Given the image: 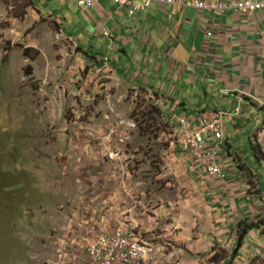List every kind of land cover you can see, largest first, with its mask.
<instances>
[{"label":"crops","instance_id":"crops-1","mask_svg":"<svg viewBox=\"0 0 264 264\" xmlns=\"http://www.w3.org/2000/svg\"><path fill=\"white\" fill-rule=\"evenodd\" d=\"M194 1L221 6H183L170 19L173 6L159 2L131 15L114 0L91 7L79 0H5L0 28L38 30L35 42H19L29 51L59 35L70 38L73 52L78 51L59 60L66 61L56 64L59 71L63 65L75 76L88 68V75L98 77L96 68L109 67L114 75L108 74V81H120L119 93L122 88L145 95L162 130H174L147 139L164 144L165 166L154 182L129 179L131 169L110 163L83 181L82 207L71 223L77 232L86 235L87 218L93 231L122 226L128 234L142 235L156 249L143 264H264V10L241 12L237 0ZM52 49L49 57L57 59ZM75 61L78 66L71 65ZM49 68L55 69L53 61ZM239 105L241 114L233 115ZM222 110L229 113L224 138L208 143L221 149L224 179L193 168L180 148L183 118L198 126L199 117ZM248 218L257 224L242 240L237 227Z\"/></svg>","mask_w":264,"mask_h":264},{"label":"rangeland","instance_id":"rangeland-1","mask_svg":"<svg viewBox=\"0 0 264 264\" xmlns=\"http://www.w3.org/2000/svg\"><path fill=\"white\" fill-rule=\"evenodd\" d=\"M3 7L8 10L7 4ZM65 25L70 35L72 22ZM35 33L38 30L0 28V264H74L58 252V243L73 222V212L82 207L83 181L99 173V166L106 170L109 163H124L132 172L129 179L154 182L165 166L160 154L164 144L147 139L174 130H162L164 124L157 120L152 132L137 126L130 141H114L111 128L120 135L127 131L117 126L119 121H146L153 106L149 98L122 88L119 93L120 81H108L107 75H114L109 67L96 68L98 77L88 75V68L75 76L63 65L59 71L56 64L66 63L59 60L78 50L73 52L70 38L59 35L44 41L41 50L29 51L19 42H35ZM14 40V46L7 45ZM51 46L57 59L49 57ZM49 61L54 70L47 69ZM117 152L124 158L111 160V153ZM245 153L253 152L250 148ZM125 179L120 177L129 181Z\"/></svg>","mask_w":264,"mask_h":264},{"label":"built area","instance_id":"built-area-1","mask_svg":"<svg viewBox=\"0 0 264 264\" xmlns=\"http://www.w3.org/2000/svg\"><path fill=\"white\" fill-rule=\"evenodd\" d=\"M101 0H79L83 7L92 6ZM121 7H126L131 15L147 12L154 2L161 5H172L174 9L169 13L171 19L181 8L185 6L197 8L217 9L221 5L209 4L208 2H194L184 0H115ZM235 7L241 12L254 13L264 10V0H237ZM264 104V101H261ZM242 106L239 105L233 115H240ZM229 115L227 110L207 113L198 120V126L188 118L181 120L183 130L181 132L180 148L191 158L193 168L203 167L210 177L226 178V172L220 164L221 149L217 145H210L212 139L221 140L224 138L225 119ZM128 129L137 128L133 121L127 123ZM115 133V128L111 129V135ZM128 131L121 135V140H128ZM120 153H111L112 160H117ZM86 235L78 232L72 236L73 245L70 248L60 249L61 255L65 251L66 258H71L74 264H143L155 254V247L149 243L142 235L128 234L122 226L103 231H93L87 227L88 219H84ZM70 227V226H69ZM75 231V230H74ZM77 232V231H76ZM97 234L91 237L92 233ZM86 236V238H81ZM82 245L81 249L74 247L76 243ZM64 250V251H63Z\"/></svg>","mask_w":264,"mask_h":264},{"label":"clouds","instance_id":"clouds-1","mask_svg":"<svg viewBox=\"0 0 264 264\" xmlns=\"http://www.w3.org/2000/svg\"><path fill=\"white\" fill-rule=\"evenodd\" d=\"M102 1V0H101ZM115 1V0H114ZM185 2H187L186 0H184ZM188 1H194V0H188ZM196 2V1H194ZM202 2V1H201ZM206 2V1H205ZM209 3V2H208ZM118 4V3H117ZM209 4H213V3H209ZM153 5V4H152ZM216 5H221V4H216ZM93 6V5H92ZM185 6V5H184ZM83 7V6H82ZM88 7H91V6H88ZM190 7V6H188ZM151 8V7H150ZM192 8H195V7H192ZM173 9H174V6H173ZM128 10V9H127ZM172 11V10H171ZM129 12V11H128ZM130 14V13H129ZM137 14V13H136ZM139 14H142V13H139ZM134 15V14H133ZM174 17V16H173ZM172 17V18H173ZM29 48H27L28 50ZM134 92V91H133ZM133 92H132V95H133ZM136 94H139L136 92ZM153 108H155L154 106H152ZM152 107L150 108L151 110L147 113L146 115V121L144 123H141V121H138V123L132 119L130 120L129 122L133 121L134 123H136V125L138 126V129H139V126L142 130H145L146 128H149L150 131L152 132L153 129L157 126L156 125V117L157 115H155L156 113V110L155 112L152 110ZM127 123L128 122H125V121H119V125H117L118 127H120L121 129L122 128H126L127 131L129 132L130 134V138L128 140H121V135L118 133V130H116L115 128V133L112 134L113 135V140L118 142V141H121V142H128L131 140V137H132V132L134 130H137V128L135 127L133 130H129L128 129V126H127ZM116 125V124H115ZM112 129V128H111ZM126 132V131H122V134ZM110 158H111V155H110ZM112 160V158H111ZM37 161L39 162V158H37ZM120 165H124L125 168H128L127 165H125L124 163H121ZM70 206V201L67 203V207ZM66 207L63 206V208ZM70 226V227H69ZM69 226H67V228L61 233V238H59V243H58V252L60 251V249H63V247H68V245L70 244V248L71 246L73 245L72 243V236L74 235V233L77 235L78 232H76V230L72 227V225L69 224ZM75 230V231H74ZM78 244L76 243V245H74V247H77ZM64 251V250H63ZM61 252V251H60ZM65 254V251L64 253Z\"/></svg>","mask_w":264,"mask_h":264},{"label":"trees","instance_id":"trees-1","mask_svg":"<svg viewBox=\"0 0 264 264\" xmlns=\"http://www.w3.org/2000/svg\"><path fill=\"white\" fill-rule=\"evenodd\" d=\"M152 110L155 112V108L152 107ZM254 146V145H253ZM255 151L257 152V148L254 147ZM256 222L248 219H245L243 221H241L238 224V234L240 235V238L242 240H244V238L247 236V234L254 229V227L256 226Z\"/></svg>","mask_w":264,"mask_h":264}]
</instances>
